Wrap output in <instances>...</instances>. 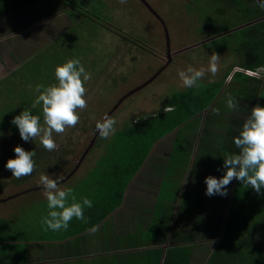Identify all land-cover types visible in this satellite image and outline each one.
<instances>
[{
    "label": "rangeland",
    "instance_id": "rangeland-1",
    "mask_svg": "<svg viewBox=\"0 0 264 264\" xmlns=\"http://www.w3.org/2000/svg\"><path fill=\"white\" fill-rule=\"evenodd\" d=\"M59 1L68 7L46 20L49 22L46 39H55L53 45L25 63L22 69L15 63L3 69V57H0V245L35 241L47 234L49 238L59 237L57 231H45L41 226L42 217L49 211L39 181L41 174L60 177V185L73 189L77 200L82 197L91 200L92 195L100 192L98 180L105 175L103 171L111 169L110 162L118 156L116 135L165 111L162 106L172 94L198 89L182 85L178 76L180 70H186L188 66L207 69L210 56L217 53L220 56L219 71L215 76L206 71L198 82L200 87L207 86L212 80L223 77L227 67L237 60L232 54L237 43V38L232 35L236 31H216L223 22L217 18L212 30L200 20L202 14L215 13L212 3L190 5V0H145L163 22L164 32L140 0H127L124 4L120 0ZM70 8L75 9L73 12L77 16ZM21 32L34 36L37 31ZM60 33L63 34L59 36ZM165 34L169 55L165 52ZM212 35L216 37L210 40ZM221 37L225 38L218 40ZM18 40L22 45V39ZM71 58L80 59L91 75L85 84L88 106L74 128L68 129L62 137H55L59 147L50 152L40 144L39 138L24 142L11 121L24 109H30L33 115L41 117L43 123L42 105L32 107L39 95L34 89L38 84L49 86L56 83L55 68ZM5 80L8 82L4 83ZM106 115L114 117L117 124L115 134L104 139L96 124ZM221 123L217 119L214 124ZM189 127L186 126L182 134H186ZM168 136L171 134L162 140H167ZM16 146L35 151L36 168L30 176L21 179L12 177L11 171L5 167L9 159L15 158ZM180 146L184 147L182 150H188L185 142L182 141ZM194 152L179 151L178 155L182 157L179 160L167 157L161 164L157 163L158 171H161L168 162V171H164L161 178L168 179L165 176L167 173L172 175V167H180L179 172L186 168L184 174H189V167L184 163L190 164ZM209 167L212 173L213 168H217L216 161L199 157L193 172L205 175ZM77 221L73 219L70 223L77 225ZM55 245L51 247L56 250ZM33 247L37 246H29L30 249Z\"/></svg>",
    "mask_w": 264,
    "mask_h": 264
},
{
    "label": "trees",
    "instance_id": "trees-1",
    "mask_svg": "<svg viewBox=\"0 0 264 264\" xmlns=\"http://www.w3.org/2000/svg\"><path fill=\"white\" fill-rule=\"evenodd\" d=\"M189 2L190 5L200 2L214 4L215 13L207 16L202 14L204 16H201L200 20L206 22L211 30L216 18L222 20L216 30L222 31L221 33L256 21L233 33L232 37L237 38V43L233 46L232 54H235L237 60L227 67L223 77L212 80L211 83L206 84L207 86H201L196 90L188 89L172 94L162 106L163 109L171 110H163L153 118L139 121L132 128L128 127L116 135L117 144L124 143L126 149L117 150L118 156L110 162L111 169L103 171L105 175L98 180L100 192L91 196L93 207L84 211L88 223L78 220L77 225L75 223L73 225L79 230L78 232L84 233L92 226L103 223L121 206L126 190L130 191L127 205L133 208L135 217L139 218L142 207L139 201H143V198L149 195L139 192L135 187L138 181L137 174L141 172L144 175L141 178L155 177L156 182L153 184L159 192L154 200L164 207L161 210L169 209V202L177 205V215L172 220L173 223L162 228L156 226L152 230L161 234V243L155 246H162L166 239L170 244L164 252L161 248H150L146 252V255L154 256V264H264V189L261 190V194H257L250 186L246 187L240 181L233 179L226 186V197L219 195L209 197L205 194L204 182L210 175L219 179L225 174L224 161L221 163L220 160L225 153H238L233 138L238 136L251 109L256 105L264 107V79L250 77L241 71L232 72L233 67L255 70L264 65V10L258 7L256 0H190ZM214 37L216 36L212 35L211 40ZM223 38L225 37L218 40ZM227 93L239 101L238 110L227 109ZM213 108H219L220 114H214ZM217 119L222 123L215 125ZM188 125L191 128L189 127L186 134H182ZM14 128L16 130V127ZM168 134L171 136L164 140L172 141L173 147L168 155L169 160L182 158L178 155L179 151L195 152L190 164L184 163V166L189 167V174H184L186 168H183V172H179L180 167H172L170 169L172 175L167 173L165 177L168 179L165 180L161 175L164 171H168V162L161 171L156 167L148 170L141 168L145 162H153L152 158H149L152 146L155 142L166 138ZM182 141L186 143L185 149L188 150H182L184 149L180 146ZM152 155L156 157L155 154ZM199 157L208 161L209 158L214 159L217 168H213V172L210 173L212 169L209 167L205 175L201 172H193ZM155 161L161 164L163 159L156 158ZM134 177L136 183H132ZM140 183V187L144 185L143 181ZM164 191L166 196H163ZM39 239L50 243L56 241L49 238L48 234ZM177 243L180 245H176ZM52 245L55 244L48 246L52 249ZM55 246L62 249L63 255L56 254V258L61 261H52L50 264H136L135 258L138 255L133 251H124L118 254V259L108 258L104 259L105 262L100 259L75 261L73 257L80 252V246L70 250V244ZM28 249L30 248L24 243L2 244L0 264H26ZM191 254L194 257L193 262H191Z\"/></svg>",
    "mask_w": 264,
    "mask_h": 264
},
{
    "label": "clouds",
    "instance_id": "clouds-1",
    "mask_svg": "<svg viewBox=\"0 0 264 264\" xmlns=\"http://www.w3.org/2000/svg\"><path fill=\"white\" fill-rule=\"evenodd\" d=\"M126 2L127 0H120L121 4ZM256 3L264 10V0H256ZM219 64L220 56L213 52L207 69L188 66L186 70H180L178 76L185 88H199L198 82L204 78L206 71L215 76L219 71ZM234 68L239 71H234ZM233 69L232 72L241 71L238 67ZM260 71L264 70L257 69L256 73H251L250 70V74L256 75ZM55 78L56 83L49 86L38 84L34 89L39 95L32 107L42 105L43 123L41 117L33 115L30 109H24L11 121L18 128L24 142L39 138L40 144L50 152L59 147L55 137H62L68 129L74 128L80 121V114L86 110L88 90L85 84L91 79V75L80 59L71 58L55 68ZM226 107L230 111L239 108V101L230 93L226 94ZM169 110L171 109H165ZM212 111L216 115L220 114L219 108H213ZM116 124L117 120L114 117L106 115L102 122H97L96 129L101 138L107 139L115 134ZM233 142L239 151L223 155L225 174L219 179L211 175L205 178V194L209 197L214 195L226 197V186L233 179L246 187L250 186L257 194H261V190L264 189V107L256 105L251 109L249 117L244 121L238 136L233 138ZM14 153L15 158L7 161L6 169L10 170L12 177L16 179L30 176L36 168L33 159L35 151H26L23 147L16 146ZM60 179L49 174H41L39 177L49 210L41 219V226L45 231H66L73 219L88 223L84 211L93 207V201L86 197L77 200L73 189L62 187ZM88 231L95 234L99 231V225L92 226Z\"/></svg>",
    "mask_w": 264,
    "mask_h": 264
},
{
    "label": "crops",
    "instance_id": "crops-1",
    "mask_svg": "<svg viewBox=\"0 0 264 264\" xmlns=\"http://www.w3.org/2000/svg\"><path fill=\"white\" fill-rule=\"evenodd\" d=\"M67 7L66 4H63V2L59 0H0V57H3V62L1 63L2 66L4 65L3 69H7L6 65L10 64H16L17 68L22 69L25 63L35 59L38 54L44 53L53 45L55 39H46L45 31L49 30V27H47L49 22L46 20L50 18L52 14L58 13L62 8L65 9ZM70 10L73 12L75 9L70 8ZM76 11L80 13V10L77 8ZM67 14L72 20L74 19L73 15L77 16L74 12L73 15L70 13ZM21 31L37 32L34 36H26L27 33L22 34ZM62 34L60 33L59 36ZM18 38L22 39V45H20ZM9 41H11V44L8 45ZM36 43H39L37 47L35 45ZM7 57H9V60L6 59ZM162 141L163 142L160 140L154 143L150 151L151 157H149L152 158L153 162H145L141 170L144 168L147 170L154 167L157 168V160L155 161V159L160 158L164 160L168 157L173 148L172 141ZM115 147L120 151L126 149L124 143L116 144ZM152 154H155L156 157L154 158ZM137 176L138 181L135 187L141 193H149V195L147 194V196L143 198V201H139V204H142L141 208H143H140L141 213L139 214V218L135 217L133 208L127 205L130 191L126 190L121 206L112 212L103 223L99 224V231L95 234L89 233L88 230L90 228L85 230L84 233H80L73 223H70L66 231H57L59 237L56 239L55 243L43 241L39 238L35 239V241L24 242L28 247L32 245L37 246L26 251V264H50L52 261H61L56 258V254L63 255L62 249L60 247H58L57 250L53 247L51 249L48 246L49 244H58V246L70 244L71 247L69 246V250L80 246V252L75 254L76 257H73L75 261H78V259H100L105 262L104 259L108 258L118 259L117 256L121 254V252L133 251V253L138 254L135 258L136 264H154V256L146 255V252L150 248H161L164 252L166 247H169L170 244L166 239L164 242L165 244L162 246H155L161 243V234L159 232H152V230L156 226L162 228L173 223L172 220L177 215V205L169 202V209L161 210L164 207H161L158 202L155 203L154 200L159 192L153 184V182H156L154 180L155 177L146 178L145 176L141 178V176H144L141 172H139ZM141 181H143L144 185L140 187ZM132 183H136L135 177ZM163 196H166V191H164ZM162 200L167 201L164 199ZM166 236L168 237V233ZM9 244H16V242H11ZM176 245L180 244L177 243ZM69 250L67 252H69ZM163 252L161 258L163 257ZM194 252L196 253V250ZM192 254L191 262L194 261ZM82 255H84V257Z\"/></svg>",
    "mask_w": 264,
    "mask_h": 264
},
{
    "label": "water",
    "instance_id": "water-1",
    "mask_svg": "<svg viewBox=\"0 0 264 264\" xmlns=\"http://www.w3.org/2000/svg\"><path fill=\"white\" fill-rule=\"evenodd\" d=\"M145 6H146V8L149 10V12L153 15V17L155 18V19H157V21L160 23V25H161V27H162V31H166V29H165V27H164V24H163V22L158 18V16L152 11V9L148 6V4L146 3V1L145 0H140ZM260 20V19H259ZM256 21V20H255ZM255 21H252V22H249V23H247V24H243V25H240V26H238V27H235V28H233V29H231V30H229V31H236V30H238V29H241V28H243V27H245V26H247V25H250V24H252V23H254ZM215 38V37H214ZM213 38V39H214ZM167 36H166V34H165V41H166V53H167V55H169L168 54V45H167ZM211 40V39H210ZM167 59H169L168 58V56L166 57ZM152 79V78H151ZM151 79H149V81H151ZM133 92V91H132ZM132 92H130V94L132 93ZM129 94V95H130ZM2 201V200H1Z\"/></svg>",
    "mask_w": 264,
    "mask_h": 264
},
{
    "label": "built area",
    "instance_id": "built-area-1",
    "mask_svg": "<svg viewBox=\"0 0 264 264\" xmlns=\"http://www.w3.org/2000/svg\"><path fill=\"white\" fill-rule=\"evenodd\" d=\"M258 69H262L264 70V65L261 67V68H258ZM234 71H239L238 69L234 68L233 69ZM257 69L255 70H251V73H256ZM243 73H245L246 75L250 76V77H254V78H259V79H264V71H260L258 74L256 75H253V74H250V70H245L243 71Z\"/></svg>",
    "mask_w": 264,
    "mask_h": 264
},
{
    "label": "flooded vegetation",
    "instance_id": "flooded-vegetation-1",
    "mask_svg": "<svg viewBox=\"0 0 264 264\" xmlns=\"http://www.w3.org/2000/svg\"><path fill=\"white\" fill-rule=\"evenodd\" d=\"M165 52H166V50H165Z\"/></svg>",
    "mask_w": 264,
    "mask_h": 264
}]
</instances>
